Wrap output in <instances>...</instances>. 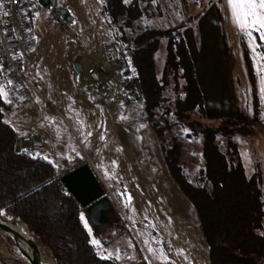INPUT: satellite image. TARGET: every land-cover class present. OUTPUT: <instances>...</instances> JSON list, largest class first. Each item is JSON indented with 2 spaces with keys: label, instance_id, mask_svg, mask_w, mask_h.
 Instances as JSON below:
<instances>
[{
  "label": "rangeland",
  "instance_id": "1",
  "mask_svg": "<svg viewBox=\"0 0 264 264\" xmlns=\"http://www.w3.org/2000/svg\"><path fill=\"white\" fill-rule=\"evenodd\" d=\"M146 1L154 15L135 21L130 30H120L106 18L101 12V0H57L73 17L69 23L57 21L44 8L34 11V33L39 44L28 57V78L40 96L22 97L10 78L0 73L2 97L8 103L4 119L16 134L39 132L44 143L39 155L55 166L68 170L87 161L107 184L116 197L108 221L95 227L85 211L81 212L90 243L99 242V247L91 244L100 256L111 253L116 264H130L138 258L148 264H210L192 205L157 158L155 136L144 120L141 102L128 106L119 81L112 89L98 86L89 78L88 70L112 58L115 62L119 46L127 44L123 35L131 37L145 27L177 25L214 4L221 22V75L226 79L229 110L216 118L191 112L180 122L160 111L155 119L162 125L165 121L173 123L165 137L181 140V161L189 180L195 179L203 165L200 129L207 126L217 130L220 145L227 140L236 143L248 175L259 169L264 178V40L260 39V31H253L252 37L241 31L234 23L228 0ZM79 53L87 62L77 73L72 60ZM165 58L166 39L161 38L154 55L158 75ZM6 90L15 97L14 101L9 100ZM167 95L171 100L174 97L171 92ZM121 189H125L126 201ZM115 215L129 228L139 250L128 239L119 242L115 252L104 247L103 240L116 222ZM160 228L165 229V236L152 233ZM3 235L6 234L0 232V264H28L20 252L14 251L18 249L15 241H6ZM149 246L155 252H150ZM41 250L50 254L47 249ZM117 251L120 259L115 258Z\"/></svg>",
  "mask_w": 264,
  "mask_h": 264
},
{
  "label": "trees",
  "instance_id": "2",
  "mask_svg": "<svg viewBox=\"0 0 264 264\" xmlns=\"http://www.w3.org/2000/svg\"><path fill=\"white\" fill-rule=\"evenodd\" d=\"M36 7L33 0L27 2L31 16ZM101 11L120 30H130L135 21L154 15L146 0H104ZM195 18L168 27H145L131 37L123 35L127 44L120 45L114 57L116 64H126L119 82L128 106L141 102L144 120L158 140L169 176L193 207L210 264H264L261 171L248 175L236 143L227 140L220 145L217 130L207 126L200 129L203 165L191 181L181 161V140L165 137L173 123L162 125L155 119L160 111L172 114L176 122L187 119L191 112L205 116L203 95L183 36ZM161 38L166 39V58L158 75L154 55ZM168 92L173 93L172 100ZM7 108L0 94V215L26 225L31 238L50 252L55 264H116L112 258L103 259L90 243L81 220L85 209L58 177L67 168L20 149L15 130L4 119ZM115 216L104 247L115 252L117 244L128 239L139 250L129 228ZM3 238L11 241L6 235ZM138 260L141 258L133 262Z\"/></svg>",
  "mask_w": 264,
  "mask_h": 264
},
{
  "label": "built area",
  "instance_id": "3",
  "mask_svg": "<svg viewBox=\"0 0 264 264\" xmlns=\"http://www.w3.org/2000/svg\"><path fill=\"white\" fill-rule=\"evenodd\" d=\"M28 1L0 0V73L10 78L12 86L18 88L22 97L32 98L40 94L28 79L27 56L39 43L34 36ZM110 60L91 66L88 70L89 78L107 89L114 88L126 68L125 63L116 64L113 58ZM11 100L14 101L15 97L11 96ZM17 145L31 156L39 155L44 147L43 141L32 133L18 137Z\"/></svg>",
  "mask_w": 264,
  "mask_h": 264
},
{
  "label": "crops",
  "instance_id": "4",
  "mask_svg": "<svg viewBox=\"0 0 264 264\" xmlns=\"http://www.w3.org/2000/svg\"><path fill=\"white\" fill-rule=\"evenodd\" d=\"M101 2H102L101 9H102L104 0H101ZM57 5L65 7L64 4L62 5L57 4ZM38 8L39 6L36 7L35 11ZM41 8L42 7H40L39 9ZM33 16L34 14L32 15L33 28H34V17ZM34 36H35V33H34ZM183 36L187 44V47L189 49V52H190V55H191V58L194 64L197 81H198L201 93L203 95L205 115H207V117H210V118L221 117L229 110L230 101H229V96L227 95V85L225 83L226 79H223L221 75L223 65H224L223 38H222V32H221V22L219 19V13L216 9V6L214 4H211L207 6L204 10H202V12L196 16L195 20L183 30ZM30 53L27 56V63H28V57ZM73 60H72V64H73ZM28 69L30 71L29 63H28ZM2 84L3 83L0 82V85ZM6 95L9 96V100H10L11 92L9 90H6ZM225 105L228 109L223 107ZM136 119H139L140 121L143 122L142 120L143 118L141 119V117L140 118L138 117ZM27 133H32L43 141L42 136L37 131L26 132L20 135L19 134H16V135L17 137H20ZM153 146L155 148V152H157L156 153L157 158L158 160H160L162 164L161 165L162 168L167 170L163 162V159H162V155H161L160 148H159V143H158L156 136L153 139ZM98 177L102 181L103 185L105 186L107 193L110 196L112 202L116 203V197L113 196L111 191L108 189L107 184L102 180L99 174H98ZM121 190H122L121 192L123 196L125 197L124 199L126 201L127 196H126L125 189H121ZM197 225H198V222H197ZM165 232H166L165 229H161V230L157 229V231L156 230L152 231V233H155L159 236L160 235L165 236L164 235L166 234ZM162 239L164 238L162 237ZM149 256L150 258H152L151 260L153 263H157L153 255L149 254ZM157 264H159V262ZM160 264H163V263H160Z\"/></svg>",
  "mask_w": 264,
  "mask_h": 264
},
{
  "label": "water",
  "instance_id": "5",
  "mask_svg": "<svg viewBox=\"0 0 264 264\" xmlns=\"http://www.w3.org/2000/svg\"><path fill=\"white\" fill-rule=\"evenodd\" d=\"M36 4L39 7L51 9V16L57 21L69 23L73 20L68 9L57 5L56 0H36ZM82 64H86V60L79 53L74 57L73 69L80 73ZM58 177L67 193L76 199L81 208L85 209L86 216L93 226H102L108 221L109 214L114 210L113 202L92 165L87 161H82L59 174ZM19 223L23 224L19 220L8 219L0 215V232L10 238L21 234L24 247L18 248V250L28 264H36L27 249V239L20 229ZM130 264H148V262L145 259H141Z\"/></svg>",
  "mask_w": 264,
  "mask_h": 264
},
{
  "label": "snow or ice",
  "instance_id": "6",
  "mask_svg": "<svg viewBox=\"0 0 264 264\" xmlns=\"http://www.w3.org/2000/svg\"><path fill=\"white\" fill-rule=\"evenodd\" d=\"M228 3L232 10L234 23L241 31L249 37H252L253 31H260V39L264 40V0H228ZM0 7H2V5H0ZM5 15H7V13H5ZM262 59H264V57H262ZM261 91L264 92V75L261 76ZM0 94H4L2 89H0ZM81 220H84L83 216H81ZM85 227H87V222H85ZM91 243L99 247L98 241L92 240ZM148 250L150 252H155L150 246ZM161 255H163L162 252ZM111 256L112 254L109 253L108 256L102 255V258L108 259ZM115 258L120 259L118 251L115 254ZM164 259H166V257H164Z\"/></svg>",
  "mask_w": 264,
  "mask_h": 264
},
{
  "label": "bare ground",
  "instance_id": "7",
  "mask_svg": "<svg viewBox=\"0 0 264 264\" xmlns=\"http://www.w3.org/2000/svg\"><path fill=\"white\" fill-rule=\"evenodd\" d=\"M19 226H20V229L23 231L25 238L27 239V249H28L29 253L31 254L32 258L34 259L35 263L36 264H55L52 256L50 254L44 253L40 249L39 242L30 237L29 231L26 228V226L21 224V223H19ZM12 239L15 241L18 248L21 249L24 247V243H23L21 234H17L15 236H12ZM24 261H25V259H24Z\"/></svg>",
  "mask_w": 264,
  "mask_h": 264
},
{
  "label": "flooded vegetation",
  "instance_id": "8",
  "mask_svg": "<svg viewBox=\"0 0 264 264\" xmlns=\"http://www.w3.org/2000/svg\"><path fill=\"white\" fill-rule=\"evenodd\" d=\"M44 10H48L51 13V9L44 8ZM111 214H112V212L109 214V217H110Z\"/></svg>",
  "mask_w": 264,
  "mask_h": 264
}]
</instances>
